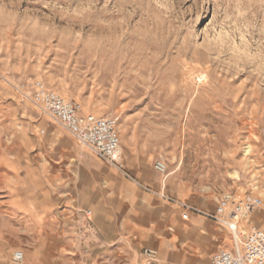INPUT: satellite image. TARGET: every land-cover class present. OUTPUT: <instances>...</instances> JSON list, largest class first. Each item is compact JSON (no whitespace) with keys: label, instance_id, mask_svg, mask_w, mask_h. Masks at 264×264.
Wrapping results in <instances>:
<instances>
[{"label":"rangeland","instance_id":"rangeland-1","mask_svg":"<svg viewBox=\"0 0 264 264\" xmlns=\"http://www.w3.org/2000/svg\"><path fill=\"white\" fill-rule=\"evenodd\" d=\"M37 81L117 119L121 170L15 90ZM29 165L49 192L30 190L47 207L34 220L10 198ZM248 195L263 203L243 235L264 230V0H0V264H34V248L39 264H113L104 251L126 242L154 264L162 241L211 264L232 238L167 198L214 210Z\"/></svg>","mask_w":264,"mask_h":264},{"label":"built area","instance_id":"built-area-1","mask_svg":"<svg viewBox=\"0 0 264 264\" xmlns=\"http://www.w3.org/2000/svg\"><path fill=\"white\" fill-rule=\"evenodd\" d=\"M15 90L23 100L34 104L43 114L65 129L76 142L88 148L103 162L118 170L122 169L117 119L84 114L81 104L65 99L41 81L32 83L28 88L17 86ZM155 169L158 173L165 174L166 165L158 161ZM167 200L180 209L184 221L197 216L230 232L233 249L219 250L213 256L211 264H264V230L253 228L243 235L241 229L243 220L263 203L260 198L248 195L241 200H234L231 196H226L219 201L214 211L204 210L173 198ZM146 253L151 254L149 251ZM14 259L16 262H22L23 255L18 253Z\"/></svg>","mask_w":264,"mask_h":264},{"label":"crops","instance_id":"crops-1","mask_svg":"<svg viewBox=\"0 0 264 264\" xmlns=\"http://www.w3.org/2000/svg\"><path fill=\"white\" fill-rule=\"evenodd\" d=\"M52 130V129H50ZM35 169L32 168L30 165L27 166V169H26V172H25V176L27 179H30V181H32V183L29 185L27 184L26 187H17V188H11V193H10V198L12 196V198H16L17 200H21L27 214H32L33 216V220H34V217H35V211L37 208H39L42 204L39 203L37 201V198H36V193H32L30 194V190H34V189H37V188H42L43 189V194H48L49 195V192L47 190H44V188L42 187L43 184H41V182H38L35 180ZM22 190V193L20 194V196L18 195L19 190ZM18 202V201H17ZM11 204V203H10ZM12 206V205H11ZM42 207L44 208H47L45 205H42ZM216 209V208H215ZM214 209V210H215ZM12 210H14L13 206H12ZM205 210V209H204ZM214 210H210L208 209V211H214ZM86 214H88V216H90L91 212L90 211H86ZM12 215L15 216V217H18L20 216L19 213H17L15 210L12 212ZM44 215H48L47 214H44ZM197 216H192L190 218V220L188 221H185V222H189L191 221L193 218H196ZM181 219H182V215H181ZM204 219V218H203ZM50 220V218H49ZM183 220V219H182ZM208 222H211L213 224H216L212 221H209L207 219H204ZM184 221V220H183ZM217 226H219L221 229L225 230L229 236L231 237V234L230 232L216 224ZM198 229V223L195 222L193 223V227H192V230L193 231H197ZM27 230L29 231V233L33 236H35L33 234V225L30 224L29 226H27ZM143 235V234H142ZM59 236L61 237V241H63V235L62 234H59ZM37 237V236H36ZM39 239H42V237H38ZM232 238V237H231ZM94 240L93 243H96L97 242V238L95 236H92L89 240V244L92 245V241L91 240ZM233 242V241H232ZM168 246H171V245H168L167 243L165 244L163 241L158 243L157 245H155V252L157 253V259L155 261L154 264H179L180 261L182 262L183 261V258L180 257V255L178 254V252H175L173 250H170V251H167V248ZM6 245H4L1 241H0V257L3 256V254L7 251H6ZM140 248H137L129 243L126 242V244H122V245H117V246H113V247H107L106 250L104 251L105 254L103 255L102 259H109L113 264H151L150 263V256L151 254H147V256L143 255L142 251L139 250ZM221 249H227V250H232L233 249V245H229V246H223V245H220L218 250L215 251L213 254H212V257H211V261H212V258L213 256ZM147 251H152L150 249H146V252ZM29 253L34 257L35 259V262L34 264H39V251L38 249L34 248L33 250H30Z\"/></svg>","mask_w":264,"mask_h":264},{"label":"bare ground","instance_id":"bare-ground-1","mask_svg":"<svg viewBox=\"0 0 264 264\" xmlns=\"http://www.w3.org/2000/svg\"><path fill=\"white\" fill-rule=\"evenodd\" d=\"M121 151H122V149L120 148V153H121ZM252 213V212H251ZM249 220V219H248ZM244 221V220H243ZM243 223V222H242ZM18 253H21L22 255H23V261H24V253L23 252H16L15 254H14V256L16 255V254H18ZM22 261V262H23Z\"/></svg>","mask_w":264,"mask_h":264}]
</instances>
